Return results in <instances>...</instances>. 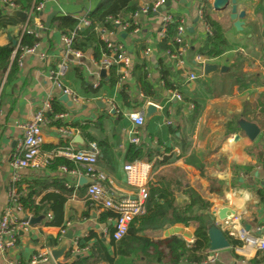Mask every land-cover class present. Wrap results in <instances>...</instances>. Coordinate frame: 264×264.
<instances>
[{
    "label": "crops",
    "instance_id": "1",
    "mask_svg": "<svg viewBox=\"0 0 264 264\" xmlns=\"http://www.w3.org/2000/svg\"><path fill=\"white\" fill-rule=\"evenodd\" d=\"M14 1L18 5V9L14 10L25 12L26 18L15 16L23 22L0 31V45L16 40V47L26 21L28 28L32 24L38 27L39 31H34L33 35L39 40L32 52L24 53L21 62L17 61V72L13 79L7 82L6 72L0 79V214L7 202L11 173L9 160L20 137L18 124L29 119L42 99L51 93L53 101L59 102L66 116L64 121L52 120L48 126L43 127V149H54L62 144L57 135V125L53 122L60 121L62 124L59 126L69 123L87 124L84 133L92 137V140L89 141L78 127H74L76 148H84L91 141L96 142L99 149L97 167L107 175L110 182L106 186L116 196L133 193L123 171V164L127 162V147L133 144L129 141L128 133L133 124L125 115L132 111L143 112L146 103H154L157 112L139 128L142 143L133 144L140 147L143 155L151 156V160H134L150 164L148 182L152 198L160 205H164L165 199L172 200L169 207H164L168 215L184 212L188 221L167 222L163 225L135 224V228L141 226L142 229L134 231V235L130 236L133 245L122 246L127 254H119L114 246L117 241L112 238L110 230L113 229V213L87 197L86 186L90 181L81 185L82 189L71 187L73 192L62 204L61 223L47 224L53 212L44 197L47 193L63 192L58 186L64 185L59 165L52 169L49 167L51 162L45 168H27L22 171L18 184L22 198L31 188L35 189L39 192L34 202L39 204L41 201L45 207L39 215L41 221L30 223L29 231L18 234L16 246L5 254L0 253V264H9V261L15 260L20 264H29L31 255L40 250L49 252L50 259L46 264H56L51 251L64 245L65 250L57 261L73 264L75 260L87 255L96 244L100 250L107 252L112 263L107 257H101L99 251L95 264H172L168 260V248L161 246L154 250L152 242L176 236L192 243L197 227L193 215L211 214L223 206L230 207L235 215L227 219L228 224L212 216L221 232H227L238 241V231L242 228L251 234L258 233V227L264 224V158L261 154L264 148V0H236L237 11H244V16L239 18L242 22L240 30L234 27L233 20L229 18V6L216 11L212 8V0H171L167 7L176 15H186L188 28L192 29L189 31L190 49L184 56L185 66L178 71L162 55L163 51L157 50L160 27L156 13L138 16L141 26L139 36L120 31L111 23L97 25L95 31L99 41V27L112 29L111 38L120 42L135 57V62L127 80L119 87L117 80L114 83L110 81L113 74L117 75V68H98L94 61L97 63L103 54L96 60L93 57L94 46L89 44L86 50L81 51L80 57L70 60L68 72L63 79L79 95L77 103L69 98L71 105L60 100L61 92L52 89L48 79L49 69L64 53L61 35L68 32L59 30L53 19L60 15H71L78 19L95 9L103 0ZM155 1L135 0V10L127 12L120 19L132 16L141 7L151 6ZM201 1L205 2L210 15L223 27L227 48L219 56L208 58L202 55V61H195L197 50L207 36L204 25L195 15L196 3L198 5ZM40 2L43 3L42 8L34 10ZM9 12L0 14L9 15ZM47 19L49 24L45 28ZM148 44L156 48L149 56H144L143 51ZM159 58L169 69L170 85L176 80L182 101L166 98L167 93L160 85L162 77ZM206 63L215 64L216 69L204 73ZM136 65L141 66L144 74L145 65L153 71L152 82L147 77L146 80L155 92L154 96H144L139 89L134 73ZM101 69H105V76L100 75ZM189 73H194L196 78L189 80L186 77ZM97 80L98 87H93ZM108 101L112 102L114 108ZM164 120H171V123L167 124ZM243 122L257 127L253 138L241 127ZM197 198L209 206H198ZM107 211L112 214H106ZM25 212L30 218L35 217L27 210ZM61 229H64L63 233ZM70 230L73 234L71 239L67 237ZM133 237L144 242L148 240L151 244L145 245L146 242L140 243ZM73 240H78L81 249L79 253L72 250ZM209 251L206 248L204 252L208 254ZM215 252L218 255L216 261L221 264H264V250H256L250 244L240 242L233 245L228 241L227 247ZM158 259L162 260L157 262ZM176 264L196 263L181 258Z\"/></svg>",
    "mask_w": 264,
    "mask_h": 264
},
{
    "label": "built area",
    "instance_id": "2",
    "mask_svg": "<svg viewBox=\"0 0 264 264\" xmlns=\"http://www.w3.org/2000/svg\"><path fill=\"white\" fill-rule=\"evenodd\" d=\"M171 0H156L151 6L145 5L138 11H135L132 16L123 20L120 17L108 16L106 21L115 25L117 29L123 32H129L134 36H139L141 26L138 22L140 14L149 15L156 13L158 15L159 35L157 42L165 37L168 27L174 25V35L172 44L168 43V47L162 52L166 56L175 70L184 69L185 53L190 49L189 41V23L186 15H176L174 11L165 6ZM164 5L160 11L158 9ZM43 6L40 2L34 8L39 11ZM18 9V5L14 0H0V12L6 13ZM205 2L196 3L195 15L201 20L205 27L206 35L211 34L203 20ZM90 25V20L86 15L79 17L74 29L68 30L61 35V43L64 53L60 56L59 61L49 69L48 79L51 83V88L58 90L61 94H65L72 102L79 101V95L67 86L63 79L68 72L69 63L72 58H78L82 55L79 49L72 46L77 34L84 27ZM23 32L33 34L34 30L27 27V21L23 27ZM112 29L99 27L98 33L100 40L104 43L106 53L95 64L98 68H117V85L120 87L129 76V70L135 62V57L128 52L124 46L111 38ZM19 36V41H20ZM18 41V42H19ZM19 44L15 47V52ZM34 46L20 47L17 61L21 62L24 53L32 52ZM156 48L148 44L144 51V56H149ZM203 56L196 54L195 61H202ZM146 77L151 80L154 78V73L148 66L143 67ZM189 80H194L196 75L189 73L186 75ZM98 80L93 83V87H98ZM160 85L165 89L168 100L182 101V95L177 89L176 80L169 87L165 85L164 80H160ZM53 96L51 93L46 98L42 99L40 105L29 119L18 124L20 129V137L9 160L11 173L9 176V184L7 186V202L0 214V253H6L16 246L18 234L22 231H29L31 228L30 216L24 210L22 205V193L18 190V184L21 181L22 171L24 169L45 168L57 156H62L72 161L76 166L68 168L66 165H59L58 169L64 176V185L68 188L76 187L80 176H87L92 179L86 186L87 197L95 204L101 205L105 209H109L113 213L112 223L113 230L111 236L114 240L120 239L127 231L129 223L146 213V203L149 195V166L147 162L139 160L127 161L123 164L126 183L133 188L131 195L116 196L113 195L110 188L106 186L110 180L107 175L97 167V158L99 149L95 141H91L84 148H76L74 137L76 129L70 125L57 126L56 131L62 144L54 149L45 150L42 147V129L48 126L52 120H62L65 118V112H53L52 107ZM114 108L111 101H108ZM126 118L133 124L129 130V141L133 144H141L142 133L140 127L144 124L143 112L132 111L126 113ZM170 124L171 120H164ZM264 158V148L261 150ZM49 216V215H48ZM50 218V216H49ZM224 224H228V220L224 219ZM64 229H61V233ZM238 238L241 243L250 244L256 250H264V224L258 227L257 234H251L245 229L238 231ZM72 250L76 253L80 252L78 240H73ZM50 259L49 252L40 250L38 253L32 254L29 259V264H46ZM218 259L215 251H209L206 258L202 261L203 264L213 263ZM9 264H20L18 260L9 261Z\"/></svg>",
    "mask_w": 264,
    "mask_h": 264
},
{
    "label": "trees",
    "instance_id": "3",
    "mask_svg": "<svg viewBox=\"0 0 264 264\" xmlns=\"http://www.w3.org/2000/svg\"><path fill=\"white\" fill-rule=\"evenodd\" d=\"M41 0H35V2H39ZM135 0H103L99 2L97 7L91 11H89L86 16L90 20V25L84 27L80 30L77 34V37L74 39L72 46L75 49H79L80 51L86 50V47L90 44L93 47V57L98 60L102 54L106 53V48L103 42L98 39V35L96 34L95 28L97 25H110L109 22L106 21L108 16L111 17H121L122 15L126 14L127 12L132 13L136 6L134 4ZM204 22L208 25L211 34L206 36L205 41L198 48L197 53L208 58L219 56L222 54L226 48L227 43L223 37V27L221 26L220 22L214 19L209 11L205 8L204 15H203ZM23 20L15 16H11L8 14H0V31L6 29L10 25L21 24ZM55 22L56 27L65 32L66 30H72L75 28L78 19L71 16V15H60L53 19ZM174 35V25L171 24L166 32L165 37H163L157 43V50L164 51L166 47H168V43L172 44ZM39 38L34 36L33 34L23 32L20 36L19 47L14 53V46H12L11 42L0 45V79L6 72V81L9 82L13 79L15 73L17 72V60L16 57L20 53V47H31L34 46L38 42ZM174 46V45H173ZM14 53V55H13ZM13 57V58H11ZM158 66L160 70V74L162 79L165 82L166 86H170V72L166 65H164L161 58L158 60ZM114 70V69H113ZM134 73L136 76V80L139 85V89L142 91L144 96L152 97L155 95V92L151 90V86L146 80V76L143 72H141V66L136 65L134 68ZM117 80V75L113 74L110 78L111 83H114ZM123 93V90H121ZM121 93V94H122ZM123 95V94H122ZM125 98V95H123ZM53 112H64V108H62L57 100L52 102ZM52 124H56L57 126L61 125L60 121H55ZM72 127H78L81 133H84L87 124H78V123H69ZM86 138L90 141L92 137L86 135ZM88 136V137H87ZM125 159L127 161H133L134 159H145L147 161L151 160V156L143 155L142 150L139 146H135L130 144L127 147V151L125 153ZM58 165H66L67 167H74L72 161L66 159L62 156H57L53 159L52 163L49 165L52 169H55ZM59 190H62L61 193H47L45 195L46 201L49 203V207L53 212L51 218L47 222V224L59 225L61 223V213H62V204L66 200L67 196H69L73 189L68 188L66 186L59 185ZM76 189H82L81 186L77 185ZM39 191L35 189H30L25 197L22 198V205L25 210L32 213L34 216H39L42 211L44 210L45 204L43 202H39L36 204L34 202L35 195H37ZM44 201V200H43ZM45 201V202H46ZM156 201L155 203H152ZM172 200L165 199L164 205L158 204V201L149 195L146 203V213L142 216L133 219L127 228L126 233L114 243L112 239V244L114 243L115 248H117V252L119 254H127V251L122 250V246L133 245L132 237L134 235V231L142 229L141 226L135 228V224L144 225L145 223H157L163 225L165 223H174V222H183L187 223L188 217H185L184 212H175L173 215H168L169 213L165 211L164 207H169L171 205ZM197 205L202 207H208V203H204L202 199L197 198ZM106 214L111 215L110 211H107ZM211 214H197L193 215V219L197 221V227L195 228L194 232V240L192 243H187L184 240L176 237L171 236L165 238L163 240H158L152 242L154 250H157L159 247L164 246L168 248V255H169V262L172 264H176L181 258L186 259L189 262H194L196 264H203L202 261L206 258L205 249L209 248V237H208V228L212 225ZM113 230L112 228L110 229ZM226 238L228 239L229 243L233 245H238L240 241L233 239L227 232H224ZM134 238V237H133ZM134 239L139 240L140 243L144 242L141 239ZM145 245H150L151 242L145 240ZM144 242V243H145ZM138 243V242H137ZM101 253V257H107L109 262L112 263L111 257H108L106 251H102L97 247V244L93 246L87 255L84 257L77 259L73 262V264H95L97 259L99 258L98 253ZM161 253V252H158ZM106 255V256H105ZM162 259L156 260L157 262L161 261ZM206 264H221L218 261L213 263H206Z\"/></svg>",
    "mask_w": 264,
    "mask_h": 264
},
{
    "label": "water",
    "instance_id": "4",
    "mask_svg": "<svg viewBox=\"0 0 264 264\" xmlns=\"http://www.w3.org/2000/svg\"><path fill=\"white\" fill-rule=\"evenodd\" d=\"M167 5H169V2L165 4V6ZM211 5H212V8L216 11H222L229 6L230 8L229 18L233 20V24L236 29L238 30L241 29L242 22L239 20V18L244 16V11H239V12L237 11L236 0H212ZM162 8H164V5L161 6L158 9V11H160ZM9 15L17 16L22 19L26 18V13L20 10H12L9 12ZM48 24H49V20L47 19L45 22V28H47ZM30 28L36 32L39 31L38 27L35 24H32ZM191 30L192 29L190 27L189 31ZM11 44L14 46L16 44V40H11ZM214 69H216L215 64H209V63L204 64V73H208L209 71L214 70ZM100 75L105 76V69H101ZM60 100L67 103V105H71V101L69 100L68 96L65 94H62L60 96ZM156 112H157V107L154 103L152 102L146 103V105L144 106V110H143L144 121L146 122ZM241 127L246 131L247 135L250 138H253L257 132V127L248 122L246 123L243 122L241 124ZM90 181H92L91 178L81 176L79 178L78 184L81 186V185L87 184ZM211 215L216 216L219 220H224V219L232 218L235 215V213L230 207L223 206V207H219L213 210L211 212ZM40 221H41V216H35V217L30 218L31 224H37ZM211 221H212V225L208 228L209 250L215 251V250L227 247L228 239L226 238L225 234L217 228L218 225L214 222L213 218H211L209 223ZM67 237L69 239L73 237L71 230L68 231ZM64 250H65V245L59 249H52L51 256L56 261V264H67V262L61 263L57 261L58 257H60L63 254Z\"/></svg>",
    "mask_w": 264,
    "mask_h": 264
},
{
    "label": "rangeland",
    "instance_id": "5",
    "mask_svg": "<svg viewBox=\"0 0 264 264\" xmlns=\"http://www.w3.org/2000/svg\"><path fill=\"white\" fill-rule=\"evenodd\" d=\"M210 251H212V250H210Z\"/></svg>",
    "mask_w": 264,
    "mask_h": 264
}]
</instances>
